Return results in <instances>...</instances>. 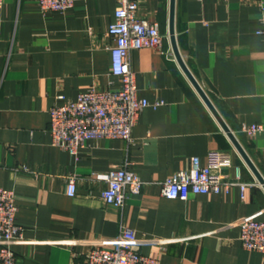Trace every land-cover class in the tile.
Instances as JSON below:
<instances>
[{
    "label": "crops",
    "instance_id": "obj_1",
    "mask_svg": "<svg viewBox=\"0 0 264 264\" xmlns=\"http://www.w3.org/2000/svg\"><path fill=\"white\" fill-rule=\"evenodd\" d=\"M139 16L157 21L162 50H131L138 95L151 103L132 139L94 138L78 156L56 145L51 109L96 86L117 88L109 32L119 0H76L66 11L43 12L38 0L0 7V186L16 191L24 238L18 264H81L90 245L136 230L137 250L161 264H264L244 247L240 220H264V137L244 124L264 123V0H175L180 53L247 157L181 66L172 45L171 0H137ZM211 149L228 154L225 172L239 183L227 192L163 194V182L203 163ZM112 165H127L144 181L123 207L101 191ZM255 167V168H254ZM75 176L77 193L67 192Z\"/></svg>",
    "mask_w": 264,
    "mask_h": 264
},
{
    "label": "built area",
    "instance_id": "obj_2",
    "mask_svg": "<svg viewBox=\"0 0 264 264\" xmlns=\"http://www.w3.org/2000/svg\"><path fill=\"white\" fill-rule=\"evenodd\" d=\"M76 0H38L43 12L66 11ZM4 0H0V7ZM137 0H119L115 21L109 32L114 35L111 46V72L120 78L117 88L88 87L75 99L55 105L51 109V136L54 144L78 156L81 148L94 138H124L131 140L134 126L145 107L151 103L138 95L136 72L131 65V50L142 47L163 48L164 35L157 21H149L138 14ZM242 130L264 137V123L244 124ZM230 158L221 149H211L207 160L192 158L189 169H181L170 175L162 184L163 194L168 197L188 198L191 193H209L225 190L241 183L240 168L237 179H230L224 171ZM107 186L101 198L108 204L123 207L129 193H140L144 181L139 173L127 165H112L104 174ZM67 192L76 195V177L69 179ZM19 206L14 189L0 186V264H18L14 243L24 238L25 226L17 219ZM241 239L244 247L264 254V220L246 216L240 220ZM139 238L136 230L124 227L112 237L93 242L81 264H161L159 258L137 250Z\"/></svg>",
    "mask_w": 264,
    "mask_h": 264
},
{
    "label": "water",
    "instance_id": "obj_3",
    "mask_svg": "<svg viewBox=\"0 0 264 264\" xmlns=\"http://www.w3.org/2000/svg\"><path fill=\"white\" fill-rule=\"evenodd\" d=\"M169 33H170L172 45H173V48H174V52H175V54H176V56H177V58H178V60H179V62L181 64V66L183 67L184 71L187 73L188 77L194 83V85L196 86V88L198 89V91L200 92V94L202 95V97L204 98V100L206 101V103L208 104V106L210 107V109L213 111V113L215 114V116L217 117V119L220 121V123L222 124V126L227 130L228 134L233 139V141L236 144V146L240 149V151L244 154V156H246V158L252 164V162L250 161L249 157H247L244 149L242 148L240 142L237 140V138L235 137V135L232 133V131L230 130V128L228 127V125L224 121L223 117L220 115V113L216 109L215 105L213 104V102L209 98L208 94L205 92V90L203 89V87L200 85V83L194 77V75L192 74V72L190 71V69L188 68V66L186 65V63H185V61H184V59H183V57H182V55L180 53V50H179L178 44H177V39H176V28H175V0H171ZM257 174H258L260 180L264 183L263 177H261V175L258 172H257Z\"/></svg>",
    "mask_w": 264,
    "mask_h": 264
}]
</instances>
